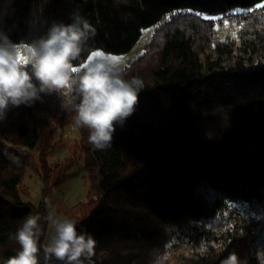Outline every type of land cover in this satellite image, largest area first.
Returning a JSON list of instances; mask_svg holds the SVG:
<instances>
[{
	"label": "trees",
	"instance_id": "obj_1",
	"mask_svg": "<svg viewBox=\"0 0 264 264\" xmlns=\"http://www.w3.org/2000/svg\"><path fill=\"white\" fill-rule=\"evenodd\" d=\"M76 14L95 29L83 63L97 49L128 54L154 30L120 71L143 88L104 150L74 124V89L9 105L0 118V264L16 255L28 215L41 217L38 246L47 244L46 200L78 152L92 187L66 216L96 241L86 264H220L230 252L264 264V0H0V46L23 51ZM68 127L80 140L51 167ZM28 169L43 181L39 205L23 200Z\"/></svg>",
	"mask_w": 264,
	"mask_h": 264
},
{
	"label": "clouds",
	"instance_id": "obj_2",
	"mask_svg": "<svg viewBox=\"0 0 264 264\" xmlns=\"http://www.w3.org/2000/svg\"><path fill=\"white\" fill-rule=\"evenodd\" d=\"M94 34L88 20L76 14L71 23H54L45 36L23 51L15 44L0 46V118L9 105H27L40 99V93L67 95L69 89H74L78 97L75 126L88 130V141L95 149L111 146L116 125H123L134 113L143 82L139 78L124 79L103 59L83 63L81 54ZM40 219L33 215L24 218L13 237L19 249L4 264H40L41 248L45 264L52 258L61 264L91 261L96 245L93 237L78 232L74 220L53 212L46 218L52 228L50 242L38 246ZM220 264L240 262L237 254L230 252Z\"/></svg>",
	"mask_w": 264,
	"mask_h": 264
},
{
	"label": "rangeland",
	"instance_id": "obj_3",
	"mask_svg": "<svg viewBox=\"0 0 264 264\" xmlns=\"http://www.w3.org/2000/svg\"><path fill=\"white\" fill-rule=\"evenodd\" d=\"M153 29L144 31L143 37L138 44L128 54L115 55L107 53L103 50L97 49L91 52L86 63L89 59H103L108 61L112 66L122 71L135 62L144 52L146 44L149 42L153 35ZM99 54V55H98ZM58 140L62 149H58L56 153L49 158L51 167H54L62 159L72 155L74 147L80 140V134L75 127H68L63 133H60ZM78 160L74 168L69 172L67 179L54 190L47 200L48 213H55L57 216H66L69 208L75 206L80 201L86 199L87 194L91 190L92 180L88 173L85 171L83 164V155L78 152ZM24 185L28 189V194L23 196L25 202H30L39 205L42 199V192L44 189L42 178L39 174L31 169H28ZM52 235V228L49 225V233L47 243L50 242Z\"/></svg>",
	"mask_w": 264,
	"mask_h": 264
},
{
	"label": "snow or ice",
	"instance_id": "obj_4",
	"mask_svg": "<svg viewBox=\"0 0 264 264\" xmlns=\"http://www.w3.org/2000/svg\"><path fill=\"white\" fill-rule=\"evenodd\" d=\"M99 55V54H98Z\"/></svg>",
	"mask_w": 264,
	"mask_h": 264
}]
</instances>
